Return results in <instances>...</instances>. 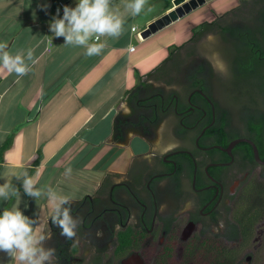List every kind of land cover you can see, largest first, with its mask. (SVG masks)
Here are the masks:
<instances>
[{"label": "flooded vegetation", "instance_id": "af4514ba", "mask_svg": "<svg viewBox=\"0 0 264 264\" xmlns=\"http://www.w3.org/2000/svg\"><path fill=\"white\" fill-rule=\"evenodd\" d=\"M218 1L197 8L208 5L207 16L161 72L140 82L133 103L127 96L128 111L116 115L125 124L112 140L127 146L138 138L145 149L122 173H104L91 194L72 201V215L83 218L75 240L49 224L46 246L56 249L57 264L137 257L162 264L168 253L177 261L200 242L224 248L218 264L264 256V152L248 125L264 114V0H231L222 11L213 6ZM218 61L226 72L214 70ZM239 139L255 143L259 160L247 142L231 146ZM127 230L135 243L118 253L115 239Z\"/></svg>", "mask_w": 264, "mask_h": 264}, {"label": "crops", "instance_id": "0c3cea01", "mask_svg": "<svg viewBox=\"0 0 264 264\" xmlns=\"http://www.w3.org/2000/svg\"><path fill=\"white\" fill-rule=\"evenodd\" d=\"M53 1L0 0V41L8 43L13 55L18 51L26 55L33 49L37 60L35 64L28 62L32 71L22 78L0 71V145L13 136L0 163V185L12 179L19 189L20 197H14L9 210L18 204L24 215L38 220V207L45 208L40 231L44 234H48L52 205L44 196L38 200L28 197L22 181L12 178L13 174L34 169L37 188L51 187L75 201L91 194L104 173L125 170L130 157L145 149L143 142L144 146L135 148L138 138H131L127 146L112 140L116 115L128 111L126 93L147 74L132 76L131 62L137 48H129L135 46L134 37L138 44L144 43L147 37L140 39L138 33L166 14H152L144 21L148 25L138 32L136 26H129L133 15L120 13L125 20L123 34L119 38L101 37L106 47L100 55L89 57L82 47L64 45L62 37L54 38L53 45L49 43ZM66 1L70 7L76 6L77 0ZM171 2V8L165 10L164 6V11L175 6L174 0ZM38 3L50 5L47 14ZM112 8L116 10L113 0ZM38 151L40 161L34 166ZM67 168L72 169L70 175H65ZM34 201L39 202L36 210L31 206ZM6 202L0 200V212Z\"/></svg>", "mask_w": 264, "mask_h": 264}, {"label": "clouds", "instance_id": "9594fccd", "mask_svg": "<svg viewBox=\"0 0 264 264\" xmlns=\"http://www.w3.org/2000/svg\"><path fill=\"white\" fill-rule=\"evenodd\" d=\"M148 0H130L126 10L133 16H138L145 10ZM37 7L46 14L50 5L38 3ZM152 11L151 7L147 9ZM125 20L119 11L112 8V0H77L75 7L64 6L63 15L58 8L48 24L52 33L49 43L54 38H63L64 45H72L85 49L86 56H97L106 47V41L101 37L119 38L123 34ZM209 40L214 39L211 35ZM53 45V44H52ZM31 64L34 50L28 49L26 55L23 51L12 54L6 41H0V71L15 73L22 78L32 71ZM214 70L226 72V65L218 61L213 65ZM71 168L65 170L70 175ZM22 181L24 193L38 200L46 197L52 205L51 223L60 230V235L66 240H75L77 231L83 224V218L72 215V201L67 195H60L51 187L39 189L36 182L27 171L22 175L13 174L12 178ZM13 197H20L19 189L14 187L12 179L0 185V200L8 201ZM37 218H30L19 209H5L0 214V253H4L14 264H53L57 260L56 249L46 246L51 240V233L44 234L36 231ZM98 236L100 233L97 234Z\"/></svg>", "mask_w": 264, "mask_h": 264}, {"label": "rangeland", "instance_id": "374dc122", "mask_svg": "<svg viewBox=\"0 0 264 264\" xmlns=\"http://www.w3.org/2000/svg\"><path fill=\"white\" fill-rule=\"evenodd\" d=\"M177 1V0H176ZM184 0H181L180 2H183ZM116 10L119 11V13H131L130 11L126 10V4L130 2V0H113ZM231 0H219L217 3L215 2L213 6L219 10L222 11L227 6H230ZM175 3V2H174ZM165 6V0H148L147 5L145 6V10L141 12L138 16H133L132 19L129 21V26L134 25L137 28V31H142L144 27L148 25V23H144L146 18H149L154 13H167V11H164ZM148 7H151L152 11H148ZM207 8L208 5H205L203 7H200L196 11H193L192 13H189L185 15L184 17L180 18L179 20L165 26L161 30L151 34L149 37L146 38L145 42L142 44H138V42L135 40V37L133 39V44L135 45L134 48H137V53L133 57V61L131 62V73L133 74L135 78L137 77V74L142 72H149L151 71L156 65H158L160 62L166 59L169 53V49L173 46L179 45L186 41L190 35V29L194 25H196L198 22L202 21L207 16ZM174 9V7L172 8ZM162 14L161 16H163ZM159 16V17H161ZM157 17L156 19H158ZM155 19V20H156ZM140 34V33H139ZM134 68H137L134 70ZM133 81V77L131 79ZM134 143H137L138 145L136 147L144 146L141 140H135ZM141 145V146H140ZM13 203V202H12ZM19 203V202H18ZM12 205V204H11ZM31 206H34L35 210L37 209V206H39V202L34 201ZM17 208L19 205L17 204ZM40 206L37 209L36 215L39 211V218L37 220V226L36 231L38 233H41L40 231L43 228V215L45 212V208ZM30 216V215H29ZM28 216V217H29ZM30 218H33L30 216ZM251 249V246H246V248L242 251H240L238 254L245 255L247 253V250ZM110 250V248H109ZM109 254H106V256ZM260 254V253H259ZM257 261L255 260L254 264H264V256L260 254L257 257ZM14 264L12 260H10L4 253H0V264ZM117 264V263H114Z\"/></svg>", "mask_w": 264, "mask_h": 264}, {"label": "trees", "instance_id": "16d2710c", "mask_svg": "<svg viewBox=\"0 0 264 264\" xmlns=\"http://www.w3.org/2000/svg\"><path fill=\"white\" fill-rule=\"evenodd\" d=\"M165 6H166L165 10H168L169 8H171V6H172L171 0H165ZM173 48H178V46L176 45V46L171 47L169 49V53H168V56L166 57V59L163 60L155 69H153L152 71L147 73L146 78L154 77L156 74L161 72V70L165 66H167V64L169 63L170 58L172 56ZM139 84H140V82H139ZM139 84L126 93L130 97L129 101L131 103H133L132 100L137 98V95H138L137 89H139V87H140ZM134 102H136V101H134ZM255 119H257L256 125L253 123V118H250L248 120V125H249L250 129H252L254 131V134L251 135L252 138L254 139L258 148L262 149L264 152V144H263L264 114H259ZM150 120H152V121L156 120V116H155L154 112H153V114L150 115ZM123 124H125L124 119L121 118L120 116H116L114 119L113 134L117 133V131L119 130V127L122 126ZM120 136H122V134H120ZM12 139H13V136L10 135L0 145V163L3 161V155H4L5 151L11 147ZM39 161H40V152L38 151V158L34 162L33 165L37 166L39 164ZM34 171H35L34 169H30L28 174L30 176H32ZM13 200H14V197L6 202V204L3 207V210L0 212V214H2V212L5 209L9 210ZM51 216H50V221H49L50 226L52 225ZM134 237H135V234L131 230L120 232L115 239V244H116V248H117L116 251L118 253H120V252L122 253L128 248H130V247L132 248V246L135 243ZM218 247L219 246H217L213 243L200 242L198 245H196V244L193 245L192 252L190 253V255L188 254V255L184 256L183 258L178 257L177 261H175L172 258L173 256H171V254L169 255V253H168V255L162 260V264H218L219 254H217V252H219V250L224 249L221 246L219 248ZM76 249H77L76 246L73 247V250H76ZM226 250H228V248H226ZM206 251H212V253H214V254H207ZM57 252H59V251H57ZM226 256L227 255L225 254V259L227 258ZM55 262H56V264L58 263L57 261H55Z\"/></svg>", "mask_w": 264, "mask_h": 264}, {"label": "water", "instance_id": "95a60500", "mask_svg": "<svg viewBox=\"0 0 264 264\" xmlns=\"http://www.w3.org/2000/svg\"><path fill=\"white\" fill-rule=\"evenodd\" d=\"M206 1L208 0H187L182 4L175 5L174 9H171L166 14H164L163 16L159 17L158 19L150 23L147 26V29H145L141 33L142 37L146 38L150 36L151 34L161 30L165 26L179 20L185 15L191 13L193 10L197 9L199 6L204 4ZM239 141L247 142L248 144H250L252 146L255 159L259 160L258 149L253 141L248 140V139H239L231 143V146ZM263 143H264V132H263ZM123 264H144V263L139 257H137L136 259L135 258L127 259V261L126 262L124 261Z\"/></svg>", "mask_w": 264, "mask_h": 264}, {"label": "built area", "instance_id": "2783aa9c", "mask_svg": "<svg viewBox=\"0 0 264 264\" xmlns=\"http://www.w3.org/2000/svg\"><path fill=\"white\" fill-rule=\"evenodd\" d=\"M64 6H69V4H68V2L66 0H54L53 1V5H52L53 12L56 14L57 9L59 8L60 9V15L62 16L63 15V7ZM131 30L134 31L135 27H132ZM138 35H139V33H138ZM133 50H134L133 46L129 48V51H133Z\"/></svg>", "mask_w": 264, "mask_h": 264}, {"label": "bare ground", "instance_id": "6f19581e", "mask_svg": "<svg viewBox=\"0 0 264 264\" xmlns=\"http://www.w3.org/2000/svg\"><path fill=\"white\" fill-rule=\"evenodd\" d=\"M180 1H181V0H177V1L174 0V2H175L174 4H175V5H178L179 3H181ZM141 33H142V32H141ZM141 33L139 34V36H140V38L142 39L143 37H142Z\"/></svg>", "mask_w": 264, "mask_h": 264}]
</instances>
